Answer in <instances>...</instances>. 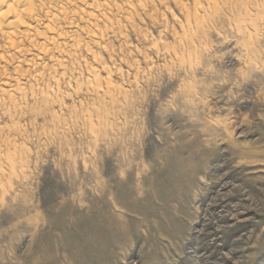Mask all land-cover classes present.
Instances as JSON below:
<instances>
[{"label": "rangeland", "instance_id": "obj_1", "mask_svg": "<svg viewBox=\"0 0 264 264\" xmlns=\"http://www.w3.org/2000/svg\"><path fill=\"white\" fill-rule=\"evenodd\" d=\"M79 1L0 40V264H264V0Z\"/></svg>", "mask_w": 264, "mask_h": 264}, {"label": "bare ground", "instance_id": "obj_2", "mask_svg": "<svg viewBox=\"0 0 264 264\" xmlns=\"http://www.w3.org/2000/svg\"><path fill=\"white\" fill-rule=\"evenodd\" d=\"M55 1H59V2H64V0H0V40H1V38L3 39V41H4V46L3 47H5L6 49H9L10 48V51H11V49H13V50H15V51H13V52H15V55L14 56H12V58H15V56H16V54L18 53V55H21V54H23V51L25 50V48H20V46H19V43H17V38H18V36H20V34H22L23 36L24 35H26L27 36V38H28V34H31L29 31H31V28L33 27V24L31 25V23L34 21V20H37V12H39L38 11V9H39V7H40V9H42L41 7H43V9L46 7L47 8V5H51L53 2H55ZM68 1V0H67ZM79 3H80V1L79 0H77ZM86 1V0H85ZM74 2H75V0H74ZM61 3V4H62ZM81 3H83L82 1H81ZM86 3V2H85ZM94 1H93V4H92V6L94 5ZM71 4V3H70ZM98 4V3H97ZM103 4H106V3H103ZM102 4V5H103ZM67 5H68V3H67ZM101 5V6H102ZM130 5V4H129ZM55 6V5H54ZM60 6H62V5H60ZM66 5H64V7H65ZM99 6V5H98ZM95 7V6H94ZM95 8H98V7H95ZM108 8V7H107ZM53 9H55V8H53ZM102 9V8H101ZM46 10V9H45ZM50 10H51V7H50ZM63 10H65V8H63L62 7V9H61V11L60 12H58V10H57V13L58 14H56V13H54V11L52 10V11H48L47 12V10H46V12L47 13H45V14H47V17H48V24H46V29H47V31H51L52 33H54V31L56 30L55 28H53V26H55V21L57 20V19H60V18H58L60 15V13H63ZM67 10H68V7H67ZM43 11V10H42ZM41 12V11H40ZM104 12V11H103ZM102 12V13H103ZM65 13V12H64ZM89 13V12H88ZM87 13V14H88ZM39 14V13H38ZM75 14V13H74ZM104 15H105V13H103ZM59 15V16H58ZM62 15V14H61ZM68 15V14H67ZM66 14H65V17L67 16ZM77 15V14H76ZM91 15H93L94 16V14L92 13ZM43 17H44V15H42ZM62 16H64V14L62 15ZM39 17V16H38ZM88 17H90L91 18V16L90 15H88ZM102 17H104V16H102ZM66 18H68V17H66ZM89 18V19H90ZM94 19L96 18L95 16L93 17ZM108 18V17H107ZM38 19H40V18H38ZM62 19V18H61ZM81 19V18H80ZM97 19V18H96ZM44 20V19H43ZM63 20V19H62ZM74 20L75 19H72V22H74ZM92 20V19H91ZM106 20V19H105ZM46 21H47V19H46ZM59 21V20H58ZM58 21H57V23H58ZM76 21V20H75ZM111 21V20H110ZM31 22V23H30ZM34 22H38V21H34ZM47 23V22H46ZM54 23V24H53ZM60 23V22H59ZM70 24H73V23H70ZM37 25V24H36ZM58 25V24H57ZM38 26H39V24H38ZM106 26V25H105ZM34 27H35V25H34ZM37 28V27H36ZM36 28H34V29H36ZM57 28V27H56ZM96 28H99V27H96ZM34 29H32V30H34ZM40 29V28H39ZM38 29V30H39ZM36 31V30H35ZM39 31H41V30H39ZM28 32V33H27ZM31 32H33V31H31ZM41 33V32H40ZM40 33H38V35L40 34ZM56 34H57V32H55ZM54 33V34H55ZM59 33H60V31H59ZM35 34V33H34ZM45 34V33H44ZM50 34V33H49ZM48 34V35H49ZM53 34V35H54ZM90 34V33H89ZM33 35V34H32ZM41 35V34H40ZM47 34H45V36H46ZM102 35H104V34H102ZM25 36V37H26ZM29 36H31V35H29ZM44 36V35H43ZM44 36V37H45ZM61 36L62 35H59V38H61ZM26 38V39H27ZM34 38V37H33ZM40 38V36L37 38V39H39ZM45 38H47V36L45 37ZM52 39H53V37H51ZM30 39V41H32L33 42V39L31 40V38H29ZM28 39V40H29ZM41 39H42V35H41ZM44 39V38H43ZM58 39V38H57ZM36 40V39H35ZM34 40V41H35ZM48 40V39H47ZM61 40V39H60ZM2 41V42H3ZM37 41V40H36ZM35 41V42H36ZM51 41V40H50ZM50 41H47L48 43L50 42ZM56 41H58V40H55V43H56ZM1 42V41H0ZM1 42V43H2ZM40 42H42V41H40ZM46 42V41H45ZM44 42V43H45ZM52 42V41H51ZM54 42V41H53ZM52 42V44L54 45V47H55V43H53ZM39 43V42H38ZM22 43H20V45H21ZM37 44V43H36ZM41 44V43H40ZM43 44V43H42ZM51 44V45H52ZM2 44H0V50H2L1 48H2V46H1ZM39 45V44H38ZM45 45V44H44ZM57 45L59 46V43H57ZM56 45V46H57ZM23 46V45H22ZM31 46V45H30ZM36 46V45H35ZM40 46V45H39ZM39 46H36V47H38V49L40 48ZM46 46V45H45ZM47 46H50V45H47ZM51 47H53V46H51ZM53 47V48H54ZM80 47V46H79ZM33 48H34V46H33ZM4 49V48H3ZM21 49H24V50H21ZM45 49H47V48H45ZM45 49L44 48H40V53H42V54H46V52H45ZM34 50V49H33ZM48 50V49H47ZM46 50V51H47ZM56 50V49H55ZM9 51V50H8ZM35 51V50H34ZM49 51V50H48ZM52 51V50H51ZM63 51V50H62ZM62 51H60V52H62ZM4 52L6 53V51L4 50ZM37 52V51H36ZM39 52V51H38ZM4 53V54H5ZM12 53V52H11ZM26 53V52H25ZM30 53V52H29ZM28 54V53H27ZM6 55V54H5ZM4 55V56H5ZM18 55H17V57H18ZM31 55V54H30ZM11 56V55H10ZM26 56V55H25ZM33 56H35V55H33ZM6 57V56H5ZM2 58V60L1 61H3V60H5V59H3L4 57H3V55H2V57L0 56V59ZM35 58V57H34ZM42 59V58H41ZM44 59V58H43ZM72 59V58H71ZM24 60H26L25 58H24ZM34 60V62L36 63V59H33ZM0 61V62H1ZM6 61H8V60H6ZM13 61H14V59H13ZM31 62V61H30ZM9 63V62H8ZM22 63V62H21ZM33 63V62H32ZM34 63V64H35ZM33 64V65H34ZM31 64L29 63V66H30ZM36 65V64H35ZM39 66H41V65H39ZM31 67V66H30ZM32 67H34V66H32ZM18 69V68H17ZM22 69V68H21ZM8 71V70H7ZM20 71V70H19ZM29 71V70H28ZM6 73V72H5ZM9 73V72H8ZM63 73V72H62ZM18 74V73H17ZM5 75V74H4ZM6 76V75H5ZM19 76V75H18ZM37 76V75H36ZM4 77V76H3ZM42 77V76H41ZM19 78V77H18ZM17 78V79H18ZM22 78V77H21ZM36 78V77H35ZM9 81H10V79H8ZM5 83V82H4ZM8 83V82H7ZM17 84L18 85H20L19 83H18V80H17ZM46 97H48V95L46 96ZM11 99V98H10Z\"/></svg>", "mask_w": 264, "mask_h": 264}]
</instances>
